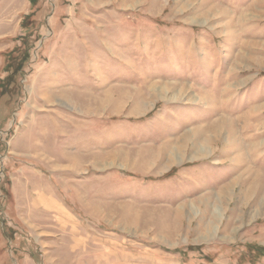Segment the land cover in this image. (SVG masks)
Instances as JSON below:
<instances>
[{
	"label": "rangeland",
	"instance_id": "obj_1",
	"mask_svg": "<svg viewBox=\"0 0 264 264\" xmlns=\"http://www.w3.org/2000/svg\"><path fill=\"white\" fill-rule=\"evenodd\" d=\"M8 75L0 264H264V0H0Z\"/></svg>",
	"mask_w": 264,
	"mask_h": 264
},
{
	"label": "trees",
	"instance_id": "obj_2",
	"mask_svg": "<svg viewBox=\"0 0 264 264\" xmlns=\"http://www.w3.org/2000/svg\"><path fill=\"white\" fill-rule=\"evenodd\" d=\"M31 4L34 3V0H30ZM15 53H19L18 56H14ZM9 60H18L16 66H14V71L21 70L23 64L28 60L29 52L28 45L25 42H22V45L14 47L8 54ZM10 62L7 64V68L11 67ZM12 83L10 76H6L3 79H0V95L7 93V87ZM260 250L264 249L263 246L259 247Z\"/></svg>",
	"mask_w": 264,
	"mask_h": 264
}]
</instances>
